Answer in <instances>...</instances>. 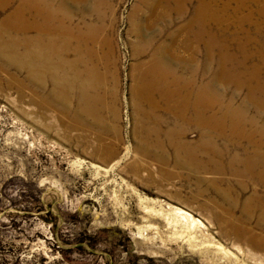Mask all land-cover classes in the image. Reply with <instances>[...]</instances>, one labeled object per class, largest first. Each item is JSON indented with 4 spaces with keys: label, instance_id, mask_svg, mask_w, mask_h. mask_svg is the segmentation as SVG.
<instances>
[{
    "label": "rangeland",
    "instance_id": "rangeland-1",
    "mask_svg": "<svg viewBox=\"0 0 264 264\" xmlns=\"http://www.w3.org/2000/svg\"><path fill=\"white\" fill-rule=\"evenodd\" d=\"M26 1L0 0V25L25 4L27 21L50 17L55 46L31 38L35 29L0 31V264H264L260 211L244 208L253 183L241 192L242 176L186 166L166 142L147 146L143 126L155 123L133 90L138 65L162 44L173 72L195 81L192 99L228 121L225 136L207 135L224 168L244 157L247 140L229 121L264 126V0H188L183 13L153 0L145 20L139 0ZM175 109H158L165 140L175 134L211 158L203 129Z\"/></svg>",
    "mask_w": 264,
    "mask_h": 264
},
{
    "label": "bare ground",
    "instance_id": "bare-ground-1",
    "mask_svg": "<svg viewBox=\"0 0 264 264\" xmlns=\"http://www.w3.org/2000/svg\"><path fill=\"white\" fill-rule=\"evenodd\" d=\"M174 1L176 3L175 8L180 11L179 13L181 12L183 13V10H186L184 5L186 2H188V0H174ZM137 4L138 5L135 6L134 10L135 11L141 10V19L145 20L146 17L150 16L151 12L149 10L153 11V15L151 17H154L156 7L153 3V0H139ZM43 8L44 7H41L39 11L37 10L36 15L38 16L41 15L43 13L42 12ZM135 11H134V16H135ZM28 12L32 13V9L25 4H21L20 7L12 15L8 17V20L2 21L0 25V31L2 32L3 28H8L6 26H9V29L15 30L18 33L28 31L29 29H35L37 33L35 36H32L31 38H35L34 40L40 42L39 43L40 45L50 47L54 44L55 46V42L54 40H52L53 38H51L50 36V34L54 33V30L49 23L50 17L48 18L47 16H45L43 22H39V21L29 22L26 20V15L28 14ZM134 30L142 34L144 33V35L147 32V31L145 32V30L143 29V25L142 26L140 25L139 27L138 24L136 25ZM174 33L176 34V32ZM58 34L61 35V33ZM163 48L164 47L162 46V44H159L158 47H156L155 49V53L150 54L148 60L138 65L140 67V72L139 75L137 76V82L133 87L135 94L134 96H136V98L138 99L139 112L143 113L144 116H146L145 118L152 119L153 122L155 123L154 124L155 126L153 127L154 129H150L149 127L143 126L144 138H145L144 141L147 143V146L150 145L152 148L153 147L158 148V146L160 147L164 146V142H166L172 148L175 149L176 155L178 156L177 157L178 160L181 163L185 164L186 166L188 164L192 168H196V169L199 168L206 169L207 167H211L213 168V172L217 174H220V172L223 170L224 172L231 171L233 173L232 175L235 177H237V175L242 176L244 180L242 181V183H240L241 192L247 191V184L245 183L247 181H251L254 185V188H256V190H258V188H262L264 190V140H263L264 126L256 125L252 119L246 117L230 119L229 126H230L231 135L232 136L239 135L241 137H245L247 140V146H244L246 155L244 157H236V156L233 157L234 160L228 161L226 163L227 165L226 168H224V155H225L224 152L216 153V143L215 141L210 142L209 139H207V135L210 131H212L214 134L213 136L216 137L225 136L224 128L226 127L225 124L228 121L223 116H219L217 118L210 117L206 113L207 107L209 106V102L207 100L201 98L200 99L198 98V100L192 99L191 97L192 84L195 83V81L193 80L185 81L184 78L177 76L175 72H173L171 67L178 60L175 56L166 55L164 53L165 49L163 50ZM141 53H143V51H140L137 54L140 55ZM39 75L40 73L33 71V74L31 75L32 80L34 79L37 80V77L39 78ZM176 85H180V87H177ZM164 91H166L168 94L163 95ZM180 92L183 95V100L178 99L179 96H177V94H179ZM162 101L168 105L169 112L178 115V112L175 109L178 106L179 111L181 112V116L188 115L186 118L183 117L181 118L190 126V128L196 126L198 128L201 127L203 129L201 131L202 136L200 142L202 144H200V146L202 148L210 149L214 151L212 152L210 150H205L204 154L210 155L211 158L207 157L206 155L198 154L196 151L193 150L191 151L188 149H182L181 148L182 146L180 145L181 144L180 139L179 137L175 136V134L166 133L167 139L165 140V138L161 134L162 126L160 125L163 122V119H161V115L158 110ZM144 104L147 106V109L142 106ZM179 104L181 106H179ZM235 124H237L236 126H238V124L244 126H247V124H251L250 126L253 127V132H247L244 129L243 132L239 134L238 133L239 129H235L234 127ZM186 130L187 129H183L180 126L178 127L177 130L174 131L176 132V134H179L182 137L183 134L186 133ZM255 134L259 135L261 137V140L256 141L254 139ZM179 145L181 147H179ZM248 145L250 147H248ZM250 148L253 149L251 150ZM201 160L207 162L203 163L201 162ZM247 175H249V178L245 179ZM256 190L253 191L250 197L246 198V200L244 201V208L246 209L248 214L252 213L250 210L251 207L256 209L257 211H260L259 217L262 219V222L264 223V200ZM222 194L225 196L227 195V192L223 190ZM236 206L237 204H235L234 207ZM189 220L193 222V219L190 218ZM256 238L257 241L255 243L257 244L260 243V246L264 248L263 235H257Z\"/></svg>",
    "mask_w": 264,
    "mask_h": 264
}]
</instances>
